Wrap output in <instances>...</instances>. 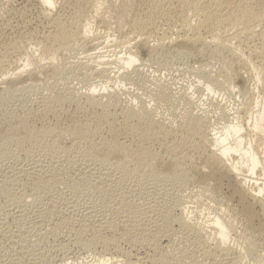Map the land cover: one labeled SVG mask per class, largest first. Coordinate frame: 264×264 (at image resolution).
<instances>
[{"label": "bare ground", "instance_id": "obj_1", "mask_svg": "<svg viewBox=\"0 0 264 264\" xmlns=\"http://www.w3.org/2000/svg\"><path fill=\"white\" fill-rule=\"evenodd\" d=\"M38 1L42 8L41 13L50 22V31L42 35L40 40L29 38V41H27L29 43L24 42L27 38L25 40L19 37L10 39L11 41L7 42V46L0 50V78H2L0 81V97L15 98L28 87H33L39 82L48 83L59 78L66 72V69L63 68V65H60L62 68L55 65L54 61L57 56L58 58L59 56H67L68 53L75 51L78 45L88 44L87 41L91 42L98 39L96 35V39L92 35L95 22L101 24L104 28L114 25L124 37L133 36L134 42L131 40L132 44L127 41L129 47L127 46L126 52L124 50L123 53H120L121 55H116L111 63L110 61H103L104 56L99 57L98 55L96 58L100 59H96L93 68L91 66V69L87 67L89 72L92 70L91 75L97 76V78L101 77L104 80L102 82L95 81L97 83L92 84L88 93L86 92L85 96L83 95V101L76 102L74 100V108L63 106L58 100L54 99L62 92L59 93L58 89L55 92V82H51L53 86L50 85L48 90L52 92L53 96L51 97H54L53 100L50 99V96L48 98L46 96L43 100L40 99L41 103L37 102L40 105L38 104L39 107L34 111H45L46 109L53 111L56 119L49 129L53 131L54 135L61 139L65 136L69 137L70 143L68 144L70 147L75 144L74 138L83 136L80 142L84 144V150L87 153H92L95 157L93 160L102 167L113 168L111 165H114L127 168L131 163L133 171L149 170L156 163L144 160L140 153H150V149L157 144L159 151L169 160V163H166L165 166L166 172L179 180L187 181L188 184L198 189V194L193 195L195 197L193 203L196 204V210H194L196 214L194 215L199 216L202 221L200 223L194 222V219L187 222L184 217H180L178 224L189 230V232L198 234L199 236H197L203 238L202 241L205 245L207 244L206 246L212 241L213 249L217 250L220 257L227 260V262L229 261V264L236 262V259L240 261L239 258L243 257V254L245 256L247 254L255 256L256 260L258 258V262H260L259 259L264 262V2L260 0H148L144 4L137 5L132 1L118 0ZM56 6H58V10L52 14ZM132 8L135 9L130 10ZM173 18L181 20L179 21L181 24H179L182 31L179 30V32L183 34L175 36L174 39L168 38L169 40L166 41L164 34L159 32V22L171 19L173 21ZM257 26H261L263 30L259 28L262 31H256ZM124 29H126V33H124ZM231 39L236 40V44H230ZM106 41L108 42V37ZM151 41L154 42V45L150 44ZM245 42H254L250 43L252 50L250 56H246L247 58L242 55ZM91 43L94 44V42ZM31 45L33 48L35 45L34 50L28 47ZM84 46L86 45L84 44ZM171 51L177 52L181 56L193 57L196 61L205 65L210 63V60H216L220 69L225 70L224 74L227 78L223 77L222 79H226L225 83L230 82L229 92L236 89V95L244 101H242L243 106L240 105L243 115L240 113V108L238 110L233 107L234 109L226 110L227 108L224 109V106L222 108L221 103L218 104L217 101L218 103L215 102L214 105L218 115L217 121H221L218 123L221 127L218 124L214 126L207 115H204L205 113L198 115L193 112H189L178 126L172 127V123L170 126L167 123L160 122V120L157 121L155 115L148 113L149 111L144 106L135 109L134 103L127 99L126 102L124 101L126 103L125 109L121 108L123 110L121 112L122 116L119 114L121 110L116 113L121 117L119 118L120 121L117 120L118 123L115 124L111 118L112 114L109 108L116 104V107L118 106V103H116L118 93L116 91L111 93V90H109L108 97H106L108 100L105 103L101 101V98H96V93L106 92L109 86L115 90L118 89L117 92L126 93L120 87H123L122 80L124 81V78L130 74L125 73V75L119 76L118 71L121 69L129 70L128 68L134 67L141 53H155L156 58H163L162 55L164 56ZM14 53H16V58L12 56ZM93 57H91L92 60H95ZM9 60L10 62L11 60L17 61L18 66L15 65L13 71L9 70L12 67L7 68L14 62L10 64ZM8 62L9 64L5 66ZM18 62H20V65ZM108 63L114 64L115 67L112 69L116 68L118 71L108 73L109 70H105L106 67H104L108 66ZM70 68L72 67L70 66ZM111 74L113 76H110ZM126 78L125 80H127ZM198 85L201 86L200 88L203 89L204 93L216 95L215 90L218 86H216L215 79L204 76L203 81L198 82ZM49 91L48 93H50ZM155 95V100L158 103L166 102L167 94L160 92ZM99 96L103 98L102 95ZM3 104L0 101V141L6 140V143L13 147L17 144L26 146V143L31 140V137L26 135L33 134L36 131V128L31 126L26 107L22 106L21 113L10 115L6 111L8 109L2 111L3 106H5ZM122 104L124 105V103ZM112 108L114 109V107ZM115 112L117 111L113 110V115H116ZM33 116L35 117V115ZM116 119L114 117V120ZM65 141L63 146L59 148V151L63 153L69 150ZM79 145L81 147V144ZM181 161H186L190 165L182 169L179 165ZM191 162H196L198 166H192ZM32 164L31 169H26L29 170V172L27 171L28 175L43 174L44 164H42V161L34 160ZM159 167L160 165H157V168ZM84 168L83 170L79 169L80 171L77 170L79 176H90L91 179L94 177L92 179L93 183L109 181V173L111 172L109 169L108 172L106 170V172L94 176L92 175L94 173V171L92 173L93 168H88V170H84ZM181 171H186V175ZM6 183L3 182L5 187ZM225 187L229 190V195H225L223 191ZM199 193L205 196L204 200L206 198L208 203L209 201L217 202L219 207L217 209L213 207L215 208L213 209L207 203H202L203 201H200L201 197H197ZM119 197L121 198L120 194ZM233 199L236 204H233ZM80 213L82 212L80 211ZM93 214L95 215L92 207H89V210L83 212V220H91L96 224L97 235L93 234L95 236L93 240H95V244L104 249H116L121 239L131 241V245H147L149 248H154V250L160 245L157 242L158 229L157 232L153 233L154 231H150V229L153 230L152 228L148 229L150 226L140 228L136 230V232L139 231L137 235L133 236V233L127 232V226L131 222L128 218H118L116 220L113 217L114 220H108L109 222L106 221V224L103 225L98 223L101 218L98 220V216H95L96 219H94ZM160 226H157V228H161ZM119 228H122L124 232L122 230V233L118 234L120 232L117 233L118 230L116 229ZM130 228H132L131 225ZM147 246L146 248H148ZM209 247L211 246L209 245ZM209 247L202 248V256L210 254L209 250L211 249ZM258 251L262 254L257 253ZM140 259H135L131 263L124 261L121 263L115 261L109 255L108 257L102 256L97 260V264H140ZM158 261L160 263L161 259ZM76 262L77 258L69 257L58 264H75ZM146 262L148 261L144 260L141 264Z\"/></svg>", "mask_w": 264, "mask_h": 264}, {"label": "rangeland", "instance_id": "obj_2", "mask_svg": "<svg viewBox=\"0 0 264 264\" xmlns=\"http://www.w3.org/2000/svg\"><path fill=\"white\" fill-rule=\"evenodd\" d=\"M118 1H132L134 4L140 5L146 3L148 0ZM260 1L264 2V0ZM57 8L58 6H56V9H53L52 14L58 10ZM133 9L135 8L130 10ZM41 12L42 8L38 0H0V43L2 42L0 44V50L7 46V42L11 41L10 39L19 37L25 40L27 38L28 40L26 39L24 41L26 43L29 41V38L40 40L42 35L47 34L50 31V22ZM173 19V21L171 19L159 22V32L160 34H164L166 41L183 34L179 32L181 24L179 21L181 20ZM93 27L92 35H94V39L98 38L95 40L96 44L95 41H91L94 42V44L87 41L89 45L87 43H84L86 46L81 44L82 47L78 45V48L76 47L75 51L70 52V54L68 53L67 56H59V58L57 56V59L55 58V65H57L58 68H62L61 66L63 65V68L66 69V72L59 77L60 79L57 78L53 81L48 80L50 84L49 82H39L33 87H28L23 93L17 96L19 98L0 97V101L5 105L2 111L8 109L6 111L9 112L10 115L21 113L22 106H25L27 110L26 113L30 117L29 121L32 124L31 126L36 128L35 133L26 135L31 137V140L26 143V146L17 144L13 147L7 144L6 140L0 141V181H3L4 184L7 182L6 187L3 182H0V264H58L69 257L77 258L75 264H97V260L102 258V256L108 257L109 255L110 257L112 256L115 261L117 260L121 263L123 261L131 263L134 262L135 259L139 260L141 258V263L144 260L148 261L144 264H229V261L227 262V260H224V258L220 257L217 250L213 249L214 246L212 241L206 246L207 244H204L202 241L203 238L201 239L198 237V234L189 232V230L178 224V219L180 217H184L187 222H191L194 219V222L200 223V221H202L199 219V216L194 215L196 214L194 211L196 210V204L193 203L195 198L193 195L198 194V189L188 184L187 181L179 180L166 172L165 166L166 163H169V160L159 151V146L157 144L150 149V153H140V156L144 160L150 163H156V165L149 170L139 172L133 171L131 163L127 168H120L114 165H111L113 168L102 167L93 160L95 157L92 153H87L86 150H84V144L80 142L83 136L74 138L75 144L73 147H70L68 144L70 143L69 137L65 136L61 139L54 135L53 131L49 129L56 119L53 111L50 109L38 112L34 111L39 107L41 100L46 96V98L53 96L52 92L48 90L49 86L52 85L51 82H55V92L57 89L59 93L62 92L61 95H57L53 98L58 100L63 106H68L71 109L74 108V102L83 101L84 94H86V92L88 93L92 84L104 80L101 77L97 78V76L94 77L91 75L92 70H90V72L88 71L91 69L90 66L93 68L96 59H100L96 57H98V55L99 57L104 56L102 60L107 62L110 61L111 63V61L116 58V55H121L120 53H123L124 50L126 52L129 43L132 44L134 42L133 36H125V38L114 25H111L109 28H104L101 24L95 22ZM257 28L263 30L261 26H257L256 29ZM258 29L256 31H262ZM126 32V29H124V33ZM107 37L108 42L106 41ZM230 41V44H236L237 42L234 39ZM154 42L151 41L150 44L154 45ZM250 43L252 44L254 42L244 43L242 53L243 57L245 56L244 58L249 57V54H251L252 46ZM32 45L28 47L34 50L35 45L34 48ZM96 45L97 47L95 48ZM12 56L16 58V53ZM92 56H94L93 58H95V60H92ZM180 56L179 53L174 51L167 52L164 56L162 55L163 58H156L157 56L155 53H141L134 67L128 68L129 70L121 69L120 71L116 70V68L112 69L115 65L108 63V66H104L106 67L105 70H109L108 73L118 71L119 76L125 75V73L130 74H128V77L126 76L127 78L125 77L128 81L124 78V81L122 80L123 87H120L124 89L126 93L117 92L118 89L115 90L109 86L107 89L108 92L106 91L107 93H96V98H101V101L105 103L108 100L106 97H108L109 90H111V93L116 91V93H118L116 97L118 102L116 101V103H118L117 107L120 109L118 110L116 107L117 104L112 106L114 109L110 107L109 111L112 115L113 110L117 111L114 114L121 110L119 112V114H121L125 109L124 107H126L125 102L129 99L134 103L135 109H139L140 107L143 108L144 106L149 111L148 113L155 115L157 121L160 120V122L167 123V125L172 123V127L178 126L189 112L198 115L205 113L204 115H207L211 123L213 122L214 126L217 125L221 122L217 121L218 115L214 105L217 101L219 102H217L218 104L221 103L220 105L222 108L223 106L224 109L227 108L226 110L233 107L239 110L240 105L243 106L244 101L236 95V89L229 92L228 86H230V82L227 79L228 82L225 83V78H227L224 74L225 70L222 71L220 69L219 63L216 60H210V63L205 65L204 63L196 61L193 57ZM9 62L5 66H7ZM12 62L14 65L12 64L7 67L13 68H10V71H13L15 69L14 66L17 65L16 60H11L10 64ZM18 64L20 65V62H18ZM70 66L72 68H70ZM87 67H89V69H87ZM30 68L28 69H33ZM99 68L101 67L99 66ZM112 74L110 76H113ZM202 76H207L216 80V86H218L215 90L216 95L204 93L203 89L200 88L201 86L198 85V82L203 81ZM223 77H225V80L222 79ZM1 80L2 78H0V81ZM26 85H28V83H26ZM48 91L50 93H48ZM160 92L167 94L166 102L158 103V101L155 100V94ZM99 95H102L103 98ZM53 98L51 97L50 99L53 100ZM211 98L216 101L213 100L212 103ZM38 101L40 103H37ZM245 102L247 103L246 100ZM122 103H124V105ZM241 109L242 107L240 108V113L243 115ZM119 114L111 115L115 124L120 121L119 118L122 114L121 116ZM33 115H35V117ZM114 117L117 119L114 120ZM175 121L177 122L175 123ZM218 125L221 127L220 124ZM64 140H66V146L69 147L68 152L66 151L67 153L59 151V148L63 146ZM79 144H81V147ZM34 160L42 161V164H44L43 174L28 175L29 170L26 169L32 168V162H34ZM157 165H160V167L157 168ZM179 165L182 169H185L190 163L181 161ZM191 165L198 166L196 162H191ZM83 168L84 170L93 168L92 173L93 171L94 173L92 175L94 176H97L99 173H104L106 170L108 172L109 169V171H111L109 173L110 182H105L106 184L93 183L92 179H94V177L91 179L90 176H79L77 170H83ZM22 169L25 171L23 172ZM181 172L185 175L187 173L186 171ZM2 177L4 178L3 180ZM6 179L7 181H5ZM8 186L10 187L8 188ZM225 188L223 189L225 195H229V190ZM191 196L193 200H191ZM198 196L202 198L203 194L199 193L197 197ZM204 197L205 196L202 198L203 200L200 198V201H203L202 203L205 202L216 209L219 207L217 202L209 201L208 203L206 198V201L204 200ZM233 204H236L235 200ZM89 207H92L93 213H95V215L93 214L94 219H96L95 216H98V220L101 218L98 223L103 225L106 224V221L109 222L114 219L117 220L118 218L124 219L125 217L128 218L133 223H129L132 228H130V225L127 226V232L130 234L133 233V236L137 235V232H139H136V230L148 228L149 226L148 229L152 228L153 230L150 229V231H154L153 233L158 229L157 231L159 232L156 231L158 236L163 230L165 233H161L162 237H160L161 235L159 237L157 236V242L160 244L159 247L155 250L150 247L151 250L147 245H131V241H126L124 239L119 241L116 249L107 250L100 247L98 244H95L96 242L93 240L95 237L93 234L97 235L96 224L91 220H83V212L89 210ZM80 211L82 213H80ZM124 211L125 213H123ZM144 211L147 214H144ZM191 211L193 212L191 213ZM113 217L114 219H112ZM132 218L134 219L133 221ZM136 218L138 219L136 220ZM135 221L138 222L137 225ZM157 226L161 228H157ZM119 229H116L118 230L117 233L120 232L118 234H121L123 229ZM209 245L211 247H209ZM146 246L148 248H146ZM204 247H209L212 251L209 250L210 254L208 256L203 255V257L201 252ZM257 253L262 254L260 251ZM247 255L245 256L243 254V257L239 258L240 261L236 259L237 261L235 260L236 262L233 263L264 264L260 259V262H258V258L256 260L255 256ZM159 257L162 261H160V263L158 261L160 260Z\"/></svg>", "mask_w": 264, "mask_h": 264}]
</instances>
